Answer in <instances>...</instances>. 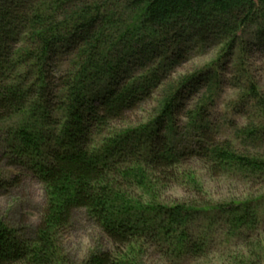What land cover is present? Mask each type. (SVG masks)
<instances>
[{"label":"trees","instance_id":"trees-1","mask_svg":"<svg viewBox=\"0 0 264 264\" xmlns=\"http://www.w3.org/2000/svg\"><path fill=\"white\" fill-rule=\"evenodd\" d=\"M259 23L264 0H0V123L21 118L1 158L43 189L34 227L0 217V264H75L61 240L78 210L105 242L79 264H207L214 230L240 245L233 264H260L264 193L206 201L183 170L198 160L264 189V97L239 35ZM212 44L211 64L170 78ZM227 75L248 120L220 140ZM19 184L0 173V192ZM174 187L190 197L164 195Z\"/></svg>","mask_w":264,"mask_h":264},{"label":"rangeland","instance_id":"rangeland-1","mask_svg":"<svg viewBox=\"0 0 264 264\" xmlns=\"http://www.w3.org/2000/svg\"><path fill=\"white\" fill-rule=\"evenodd\" d=\"M261 23L251 25L245 28L239 35L245 42L242 44L245 52L242 53L241 59L244 61L245 70L252 76L253 81L257 85L259 94L264 97V28L260 27ZM260 25V26H259ZM219 47L214 44L203 47V49L193 52L186 63L179 66L171 72L170 78L175 79L180 76L188 75L198 69L204 68L213 62L218 55ZM238 56V52H236ZM236 59V57H234ZM227 75L225 82L221 81V85L217 88L215 100V112L213 117L219 127L220 140H230L233 130L240 128L246 124L248 118L238 115L237 109H231L237 93V89H233L230 78ZM155 107V100L152 99L139 112L135 113L138 120H143L152 113ZM21 118L14 117L9 121L0 123V173L9 177L19 176L20 184L8 194L0 192V217L7 219L17 227L31 228L34 227L39 219L40 211L43 206V189L30 175L18 169L8 168L6 161L1 158V137L5 133L18 126ZM183 170L195 178L201 189L207 195L206 201L218 202L224 199L244 198L249 195L264 193V189L259 185L252 186L242 180L236 174L217 175L212 177L208 173L207 166L204 162L192 160L187 162ZM178 188L169 189L164 193L171 199H185L190 197L185 189ZM260 225L257 235L260 242V249H257L260 264H264V200L260 206ZM211 256L205 261L207 264H233V258L237 252L241 251L240 245L235 239L230 240L227 244L223 243V239L219 237L220 232L214 230ZM255 240V239H254ZM62 249L68 257L75 263L79 264L84 261L90 252L104 246L105 242L96 226L89 221L85 211L78 210L72 217L71 226L64 234L62 240ZM250 244H255L250 241ZM256 246H258L256 244ZM256 252V251H254Z\"/></svg>","mask_w":264,"mask_h":264}]
</instances>
